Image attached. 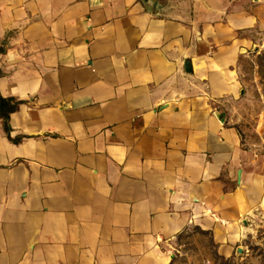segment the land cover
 <instances>
[{"label": "crops", "instance_id": "1", "mask_svg": "<svg viewBox=\"0 0 264 264\" xmlns=\"http://www.w3.org/2000/svg\"><path fill=\"white\" fill-rule=\"evenodd\" d=\"M153 1L0 0V264H191L196 233L199 264L243 259L264 0Z\"/></svg>", "mask_w": 264, "mask_h": 264}, {"label": "rangeland", "instance_id": "2", "mask_svg": "<svg viewBox=\"0 0 264 264\" xmlns=\"http://www.w3.org/2000/svg\"><path fill=\"white\" fill-rule=\"evenodd\" d=\"M255 35L261 39L253 52L241 61V77L247 94L231 107V114L232 123L243 132L246 145L264 160V33L258 31ZM249 224L246 249L243 259L238 260L237 264H264V198L251 215ZM193 235L189 243L195 254L184 255L182 259L187 263L199 264L207 257L198 252L208 242L197 233ZM217 263L231 264V261L217 259Z\"/></svg>", "mask_w": 264, "mask_h": 264}, {"label": "water", "instance_id": "3", "mask_svg": "<svg viewBox=\"0 0 264 264\" xmlns=\"http://www.w3.org/2000/svg\"><path fill=\"white\" fill-rule=\"evenodd\" d=\"M142 1L149 11H151V12L156 11L157 5L154 3L153 0H142ZM8 106H9V104L8 103L6 104L5 99H3L0 96V110H1V114L4 116V121L6 124L8 123V113L5 112V107H8ZM218 116L221 120H223L224 113H221Z\"/></svg>", "mask_w": 264, "mask_h": 264}, {"label": "trees", "instance_id": "4", "mask_svg": "<svg viewBox=\"0 0 264 264\" xmlns=\"http://www.w3.org/2000/svg\"><path fill=\"white\" fill-rule=\"evenodd\" d=\"M5 102H6V104L8 103L6 100H5ZM10 109H12V108H10V106L5 107V112L9 113Z\"/></svg>", "mask_w": 264, "mask_h": 264}]
</instances>
